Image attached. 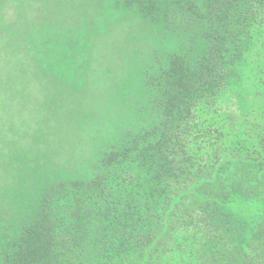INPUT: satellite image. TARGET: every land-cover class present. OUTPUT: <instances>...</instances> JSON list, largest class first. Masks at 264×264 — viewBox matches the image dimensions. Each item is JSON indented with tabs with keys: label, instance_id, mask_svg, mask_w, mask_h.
<instances>
[{
	"label": "trees",
	"instance_id": "trees-1",
	"mask_svg": "<svg viewBox=\"0 0 264 264\" xmlns=\"http://www.w3.org/2000/svg\"><path fill=\"white\" fill-rule=\"evenodd\" d=\"M114 2L93 23L139 20L122 63L136 92L117 61L77 68L116 99L91 159L36 178L24 218L0 224V264H264V0H99ZM57 28L24 41L62 77L80 37Z\"/></svg>",
	"mask_w": 264,
	"mask_h": 264
},
{
	"label": "rangeland",
	"instance_id": "rangeland-1",
	"mask_svg": "<svg viewBox=\"0 0 264 264\" xmlns=\"http://www.w3.org/2000/svg\"><path fill=\"white\" fill-rule=\"evenodd\" d=\"M110 9L119 12L116 2L103 8L99 0H0V224L3 226L24 218L23 213L29 208L25 194L36 178L49 174L67 176L68 172H76L83 159H91V148L86 144L91 141L88 129L104 120L107 99H116V92L105 95L101 85L93 89L85 86L92 74L89 75L90 70L88 74L75 73L77 68L81 70L88 63L91 70L105 68L117 61L120 74L115 85L119 86L122 80L125 95L136 92L132 79L125 76L128 73L123 74L122 63L124 58H132L136 46H142L141 25L136 16L127 15L130 12L110 26L108 22L93 23L101 22V15L108 14ZM171 17L168 27L178 31L183 20L179 15ZM57 25L70 27L71 37H80L75 51L79 54L71 55L62 66L61 69L67 70L61 73L62 77L52 72L49 60L34 58L24 41L25 34L30 35L29 39L35 37L37 49L45 31L58 30ZM76 80L78 84H74Z\"/></svg>",
	"mask_w": 264,
	"mask_h": 264
}]
</instances>
